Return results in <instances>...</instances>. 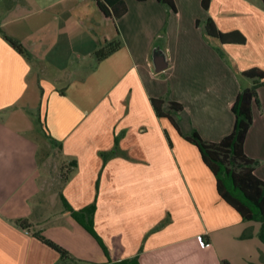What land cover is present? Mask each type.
Wrapping results in <instances>:
<instances>
[{
	"label": "crops",
	"instance_id": "obj_1",
	"mask_svg": "<svg viewBox=\"0 0 264 264\" xmlns=\"http://www.w3.org/2000/svg\"><path fill=\"white\" fill-rule=\"evenodd\" d=\"M200 1L172 0V9L123 0L125 11L111 18L96 0H0V264L133 256L138 264H264L260 224L217 195L213 175L182 136L193 129L216 142L231 131L229 104L252 80L242 70L264 71V2ZM206 18L243 41L207 35ZM110 40L117 47L97 58ZM256 93L242 149L264 183V82ZM151 97L181 103L169 112L181 134L155 114ZM53 151L74 166L42 199L41 170ZM58 194L75 211L93 204V229L108 257Z\"/></svg>",
	"mask_w": 264,
	"mask_h": 264
},
{
	"label": "trees",
	"instance_id": "obj_2",
	"mask_svg": "<svg viewBox=\"0 0 264 264\" xmlns=\"http://www.w3.org/2000/svg\"><path fill=\"white\" fill-rule=\"evenodd\" d=\"M158 1L173 9L172 0ZM200 2L205 7L208 0H201ZM96 3L99 9L111 18H116L125 11L123 0H96ZM203 28L207 35L215 36L221 41H243V36L237 32L219 31L210 18L204 20ZM2 35L18 51L22 50L19 42L5 34ZM117 45L116 40L107 41L95 50L94 54L97 58L103 57L115 49ZM242 73L252 80L250 86L241 88L236 92L229 104V108L233 113L231 131L216 142L203 140L193 129H190L186 134H182V136L196 147L202 163L213 175L217 195L237 212L241 219L258 222L260 225L257 236L264 242V183L254 175V161L247 157L242 149L243 139L252 118L251 103H258L256 88L264 82V71L256 67H249L242 70ZM150 103L155 114L158 116L166 115L172 126L180 133L169 112L181 109V103L159 97H151ZM69 165L74 166V161H70ZM58 197L63 208L69 212L70 217L93 237L103 254L108 257L103 242L93 229L91 217L93 204L75 211L68 205L62 195L58 194ZM17 224L25 226L23 221H17ZM33 236L55 250L60 257L68 256L65 249L45 238L39 231L33 232ZM102 264H138V262L137 258L133 256L107 260ZM219 264L230 263L222 259Z\"/></svg>",
	"mask_w": 264,
	"mask_h": 264
},
{
	"label": "rangeland",
	"instance_id": "obj_3",
	"mask_svg": "<svg viewBox=\"0 0 264 264\" xmlns=\"http://www.w3.org/2000/svg\"><path fill=\"white\" fill-rule=\"evenodd\" d=\"M68 169L69 165L60 163L54 151L48 156L40 176L42 199H50L51 196H54Z\"/></svg>",
	"mask_w": 264,
	"mask_h": 264
},
{
	"label": "water",
	"instance_id": "obj_4",
	"mask_svg": "<svg viewBox=\"0 0 264 264\" xmlns=\"http://www.w3.org/2000/svg\"><path fill=\"white\" fill-rule=\"evenodd\" d=\"M165 66V62L164 63H162V64H154V70L156 71V70H159V69H161L162 67H164Z\"/></svg>",
	"mask_w": 264,
	"mask_h": 264
},
{
	"label": "built area",
	"instance_id": "obj_5",
	"mask_svg": "<svg viewBox=\"0 0 264 264\" xmlns=\"http://www.w3.org/2000/svg\"><path fill=\"white\" fill-rule=\"evenodd\" d=\"M200 243H201V245H205L206 243L205 242H203L202 240L200 241Z\"/></svg>",
	"mask_w": 264,
	"mask_h": 264
}]
</instances>
